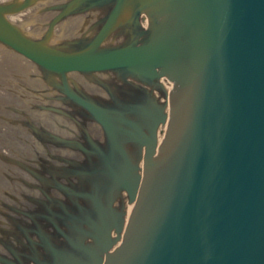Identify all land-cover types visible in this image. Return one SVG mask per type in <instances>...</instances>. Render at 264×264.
I'll use <instances>...</instances> for the list:
<instances>
[{"label": "water", "instance_id": "water-1", "mask_svg": "<svg viewBox=\"0 0 264 264\" xmlns=\"http://www.w3.org/2000/svg\"><path fill=\"white\" fill-rule=\"evenodd\" d=\"M42 1L0 0V83L13 88L31 63L60 93L64 107L42 109L88 137L83 155L65 156L69 181L95 185L97 219L91 238L19 237L16 264H264V0H62L45 14ZM35 20L43 33L26 30ZM17 104L0 86L2 147L18 141L5 107ZM30 129L43 143L78 142ZM113 191L125 219L100 204Z\"/></svg>", "mask_w": 264, "mask_h": 264}, {"label": "flooded vegetation", "instance_id": "flooded-vegetation-1", "mask_svg": "<svg viewBox=\"0 0 264 264\" xmlns=\"http://www.w3.org/2000/svg\"><path fill=\"white\" fill-rule=\"evenodd\" d=\"M44 5L46 6L47 4ZM24 79L13 77L9 80L14 83L13 88L11 87L14 93L25 100V104L21 105L24 109L19 110L17 109L18 106L14 107L13 110L16 108L18 113L23 112L28 118L21 117L19 120L12 122L16 123L15 126L18 125L17 127H19V133L16 132L15 134L17 135L14 134V136L18 137L16 143L26 142L27 145L24 151H20L22 150L20 146L16 143H11L14 146H10V144L5 146L2 149L3 154H0V264H16L19 237L25 245H33L34 240H39V236L45 230L56 232L63 240V237L66 238L68 235V230L75 237L81 234L83 237L91 238L90 233H93L91 225L96 223L97 219V209L92 200L93 198L96 199L93 193V190H96L95 185L92 181L88 184L89 186H85L82 182V185L81 183H77L78 174H74L75 176L71 178L72 181H69V165L65 156L83 155L84 153L78 145L82 147L89 143L88 137L85 138L83 136L80 128H77V130L74 128V132L65 133L64 130L60 129V127L64 128V122L68 121L64 116H60L54 111L40 113L42 109L34 108L52 106L60 109V107L64 106L60 101L56 100V97L60 93L51 91V88L44 83L32 84L29 80L26 81ZM21 80L23 81L21 82ZM2 84H5V82H2ZM43 100H47V102L45 103ZM28 101H32V103ZM35 113L46 114V119L41 120L42 117L38 116L36 117L39 119H36L34 117ZM58 120L62 121V124ZM22 121L30 125L33 124V126L34 124L36 126H43L58 136L65 137V135H68L70 138H76L78 142L74 140L72 146L53 141H48L47 143L39 142L33 138L34 136H32V140L27 137H21V128H26L27 125L23 124L24 122L22 123ZM94 125L97 127L95 128L96 131L89 134L90 141H95L101 136L99 124L94 122ZM11 127L16 131V127L13 125ZM22 132L26 135L25 131ZM91 135L94 136V139ZM14 136H11V138ZM82 137L84 138L82 139ZM14 141H16V138ZM68 150H72V153H69ZM133 155L141 154L139 151H135ZM73 163L76 166H72V169L77 172L84 171L85 168L78 167L81 165L80 158L74 156ZM70 172L75 171L72 170ZM69 184H72L73 187V194L67 195L73 196L71 200H67L65 194ZM80 195L82 199L78 198ZM120 198L117 191L99 194L101 206L112 215L110 221H112V217L119 218L121 216V218H125L126 208L122 211V201ZM64 204L67 208L60 207ZM38 205L42 208L39 209ZM27 212H30V214L28 215ZM21 213L26 214L23 221L25 233L17 228L18 216ZM37 220L41 222V231L36 226ZM52 223L55 224V228ZM38 231L40 232L39 236ZM7 232L9 236L6 235ZM64 232L67 233L64 234ZM20 233L23 235H20ZM29 264L34 263L30 262Z\"/></svg>", "mask_w": 264, "mask_h": 264}]
</instances>
